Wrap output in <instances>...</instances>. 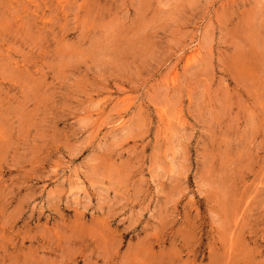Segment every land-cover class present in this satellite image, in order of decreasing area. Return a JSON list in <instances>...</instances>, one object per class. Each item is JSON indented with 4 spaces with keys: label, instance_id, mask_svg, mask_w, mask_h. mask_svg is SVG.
<instances>
[{
    "label": "rangeland",
    "instance_id": "rangeland-1",
    "mask_svg": "<svg viewBox=\"0 0 264 264\" xmlns=\"http://www.w3.org/2000/svg\"><path fill=\"white\" fill-rule=\"evenodd\" d=\"M0 264H264V0H0Z\"/></svg>",
    "mask_w": 264,
    "mask_h": 264
}]
</instances>
